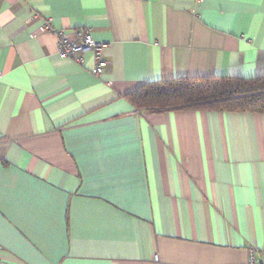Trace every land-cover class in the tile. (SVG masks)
<instances>
[{"label": "crops", "instance_id": "0c3cea01", "mask_svg": "<svg viewBox=\"0 0 264 264\" xmlns=\"http://www.w3.org/2000/svg\"><path fill=\"white\" fill-rule=\"evenodd\" d=\"M0 75V264H264V114L123 98L263 77L264 0H0Z\"/></svg>", "mask_w": 264, "mask_h": 264}, {"label": "trees", "instance_id": "16d2710c", "mask_svg": "<svg viewBox=\"0 0 264 264\" xmlns=\"http://www.w3.org/2000/svg\"><path fill=\"white\" fill-rule=\"evenodd\" d=\"M137 112L206 111L264 114V76L178 78L145 83L123 97Z\"/></svg>", "mask_w": 264, "mask_h": 264}, {"label": "built area", "instance_id": "2783aa9c", "mask_svg": "<svg viewBox=\"0 0 264 264\" xmlns=\"http://www.w3.org/2000/svg\"><path fill=\"white\" fill-rule=\"evenodd\" d=\"M203 0H195V3L200 4ZM57 41V53L61 58L71 59L77 64L84 63V57L87 53H91L93 57V68L91 73L94 77L100 78L104 69L107 66V61L104 59L102 50L105 45L96 42L89 30H76L75 39L70 40L63 32L55 33ZM1 77V75H0ZM248 264H263L258 259L255 251H249Z\"/></svg>", "mask_w": 264, "mask_h": 264}]
</instances>
